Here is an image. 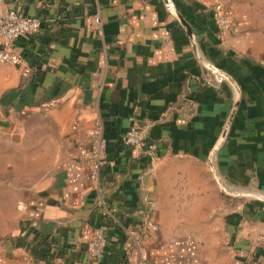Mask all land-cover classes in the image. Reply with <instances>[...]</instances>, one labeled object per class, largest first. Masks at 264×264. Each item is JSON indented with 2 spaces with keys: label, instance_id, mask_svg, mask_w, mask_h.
<instances>
[{
  "label": "crops",
  "instance_id": "0c3cea01",
  "mask_svg": "<svg viewBox=\"0 0 264 264\" xmlns=\"http://www.w3.org/2000/svg\"><path fill=\"white\" fill-rule=\"evenodd\" d=\"M215 1L236 17L230 0H170L192 40L165 0H0L42 20L17 40L23 63L0 62V132L38 119L26 152L53 169L15 207L0 264H264V61L218 33ZM219 71L241 93L222 138L236 90ZM97 122L99 189L78 157ZM132 124L137 146L121 140Z\"/></svg>",
  "mask_w": 264,
  "mask_h": 264
},
{
  "label": "rangeland",
  "instance_id": "374dc122",
  "mask_svg": "<svg viewBox=\"0 0 264 264\" xmlns=\"http://www.w3.org/2000/svg\"><path fill=\"white\" fill-rule=\"evenodd\" d=\"M229 3L236 5V17L233 14V31L238 37L236 47L239 51L264 61V0H230ZM25 115H13L10 120L11 127L5 128L7 132H0V239L14 225L15 207L22 201H28L42 183V179L53 171L42 165V158L38 161L35 154L26 152L28 140H39L30 138L32 132L29 129L38 127L39 121H24L22 118ZM40 128L43 129V126ZM221 192L222 199L227 200L224 191ZM230 200L225 203L228 204ZM221 256L223 259L227 256L223 250Z\"/></svg>",
  "mask_w": 264,
  "mask_h": 264
},
{
  "label": "built area",
  "instance_id": "2783aa9c",
  "mask_svg": "<svg viewBox=\"0 0 264 264\" xmlns=\"http://www.w3.org/2000/svg\"><path fill=\"white\" fill-rule=\"evenodd\" d=\"M211 14L219 34H225L235 29L232 9L221 1H215L211 6ZM94 20L100 23L99 14ZM42 24L38 16L20 13L15 7H0V62L13 65L23 63L22 47L17 43L18 39L28 38L37 32ZM91 137L88 145L79 148L80 157L88 166L89 177L96 189L100 186V171L106 159V141L103 137L102 126L97 122L88 130ZM142 130L132 124L122 136L125 145L137 146L142 141ZM99 207L105 215L113 214L114 209L107 206L104 201L98 199ZM105 246L104 226L93 228L87 241L88 261H93L103 255Z\"/></svg>",
  "mask_w": 264,
  "mask_h": 264
},
{
  "label": "water",
  "instance_id": "95a60500",
  "mask_svg": "<svg viewBox=\"0 0 264 264\" xmlns=\"http://www.w3.org/2000/svg\"><path fill=\"white\" fill-rule=\"evenodd\" d=\"M165 1H166V2L168 3V5L174 10V12H175L176 16L178 17L180 23L185 27L186 32H187V34L189 35V37H190L192 40H194L193 32H192V30H191V27H190L188 21L184 18V16L181 14V12H180L177 8L173 7V4H171L170 0H165ZM212 68H213V69H216V68L213 67V66H212ZM219 73H220L223 77L227 78V79L232 83V85L234 86V88H235V90H236V97H235V100H234V102H233V104H232V107H231V110H230L229 117H228V119H227V121H226V124H225V126H224L223 132H222V134H221V138H222V137H224V136L226 135V131H227V129H228V126L230 125V123H231V121H232V119H233V117H234V115H235V113H236V111H237V108H238V104H239V100H240V95H241V93H240V89H239V87L237 86L235 80L230 76V74H228V73L225 72V71H219Z\"/></svg>",
  "mask_w": 264,
  "mask_h": 264
}]
</instances>
